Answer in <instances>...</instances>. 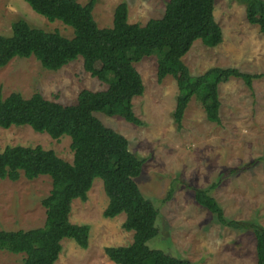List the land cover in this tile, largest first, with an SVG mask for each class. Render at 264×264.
Listing matches in <instances>:
<instances>
[{"label":"rangeland","instance_id":"1","mask_svg":"<svg viewBox=\"0 0 264 264\" xmlns=\"http://www.w3.org/2000/svg\"><path fill=\"white\" fill-rule=\"evenodd\" d=\"M87 1L77 0L80 4ZM167 1L96 0L92 14L98 27H110L115 7L125 2L130 23L143 25L150 18L169 21ZM213 14L222 41L208 47L196 39L182 57L189 73L196 76L210 67L264 73V34L257 24L247 21L245 6L235 0H214ZM18 19L46 31L56 29L66 37L73 35L71 27L58 20L48 21L25 0H0V34L9 35ZM88 59L90 70L85 69L82 57L58 70H48L34 57L16 56L0 67V95L19 92L29 97L39 92L46 99L72 104L82 89L110 91L111 86L93 75L101 67L94 49ZM134 66L144 85L143 93L132 99L133 111L142 124L103 112L94 115L122 134L130 151L144 159L135 181L158 210V232L148 246L189 264H257L252 231L220 225L196 202L192 188L208 189L226 217L264 227V75L252 80V88L237 77L218 84L219 124L207 120L203 103L192 96L177 127L172 113L184 74L167 75L158 82L155 55L143 57ZM7 145H40L68 162L73 159L69 136L53 139L29 125L0 128V150ZM50 189L48 175L32 180L23 175L16 181L0 179V230L42 226L46 215L41 200ZM107 202L99 177L94 178L85 201L73 200L69 220L89 225L88 245L82 248L73 239H62L55 264H115L104 247L130 244L133 232L122 227L124 213L103 216ZM24 257V253L0 250V264H24Z\"/></svg>","mask_w":264,"mask_h":264},{"label":"trees","instance_id":"2","mask_svg":"<svg viewBox=\"0 0 264 264\" xmlns=\"http://www.w3.org/2000/svg\"><path fill=\"white\" fill-rule=\"evenodd\" d=\"M245 6L250 24H257L264 34V0H235ZM37 14L48 21H61L73 30L72 37L58 30L32 27L24 19L11 25L9 35L0 34V67L14 57H34L48 70H58L82 57L90 70L89 54L94 49L101 62L93 73L111 86V90L82 89L72 104L44 98L39 92L24 97L12 92L0 95V128L29 125L53 139L70 137L72 162L40 145H7L0 150V179L18 180L22 175L32 180L39 175L51 178V189L42 198L45 221L31 229L0 230V250L24 253V264H55L62 249L61 240L73 239L86 248L90 227L69 220L74 199L85 201L93 180L99 177L108 202L103 216L113 218L124 213L123 229L132 231L128 245L106 246L104 252L115 264H189L148 246L156 236L158 210L141 193L135 178L141 173L144 159L131 152L127 139L105 126L94 112L120 116L141 125L133 111L132 99L144 91L140 73L134 64L145 56L155 55L157 81L180 72L179 93L172 113L177 127L192 96L203 103L207 120L220 123L218 84L229 77L241 78L252 88V80L264 73H247L236 67H210L193 76L182 57L199 39L214 47L223 38L213 14L214 0H168L169 21L150 18L145 24L128 21V7L119 3L113 13L112 26L98 27L93 18L96 0L80 4L77 0H25ZM211 186H216L212 184ZM196 202L208 209L222 226L235 230H251L255 238L256 263L264 264V227L251 221L228 218L220 203L206 188H192ZM171 197V190L167 198Z\"/></svg>","mask_w":264,"mask_h":264}]
</instances>
